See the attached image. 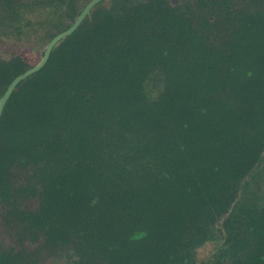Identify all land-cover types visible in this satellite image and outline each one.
Wrapping results in <instances>:
<instances>
[{
	"label": "trees",
	"instance_id": "obj_1",
	"mask_svg": "<svg viewBox=\"0 0 264 264\" xmlns=\"http://www.w3.org/2000/svg\"><path fill=\"white\" fill-rule=\"evenodd\" d=\"M80 1L0 0V40L46 46ZM232 2L102 1L17 84L0 264H264V8ZM29 68L0 54V97Z\"/></svg>",
	"mask_w": 264,
	"mask_h": 264
},
{
	"label": "rangeland",
	"instance_id": "obj_2",
	"mask_svg": "<svg viewBox=\"0 0 264 264\" xmlns=\"http://www.w3.org/2000/svg\"><path fill=\"white\" fill-rule=\"evenodd\" d=\"M183 3L186 4H194L195 0H182ZM106 3V2H105ZM233 5L235 8L238 9H243L246 11H254L257 9H262L264 8V0H233ZM85 4V1L82 0L79 2L78 8L81 9L83 5ZM43 10L44 12H38L36 11H29L27 13V16L24 18V20L34 22L35 19L39 18H45L49 17V19L53 18V15L46 9H40ZM49 12V14H48ZM48 14V15H47ZM60 14V15H59ZM54 19H56V22H58V27H62L66 24L69 23L70 20H67L64 18V16L61 13L57 14L54 16ZM53 19V20H54ZM52 22V21H51ZM52 28L49 26V32H52ZM43 31V30H41ZM30 34V32H29ZM8 34L7 36H9ZM37 35L34 36H24L22 40H18V38L15 39V37H11L9 40H0V54L3 56H10V55H19L21 56L27 64L31 67L35 65L41 58L42 52L44 51L45 48V43L44 37ZM21 39V38H20ZM31 246H29V249ZM215 250V244L214 243H209L202 247L197 254V263L196 264H202L208 261L209 259L212 258V255ZM43 261L40 264H64L62 260L55 259L56 254L52 249H47L44 250L43 252Z\"/></svg>",
	"mask_w": 264,
	"mask_h": 264
},
{
	"label": "water",
	"instance_id": "obj_3",
	"mask_svg": "<svg viewBox=\"0 0 264 264\" xmlns=\"http://www.w3.org/2000/svg\"><path fill=\"white\" fill-rule=\"evenodd\" d=\"M105 1V0H90L81 10L79 15L75 18L73 23L69 26L68 29L56 34L45 46L44 52L40 60L33 66H31L29 69H27L25 72L22 74L18 75L15 77L12 82L8 85L7 89L3 93V95L0 97V116L2 114L4 105L9 98L10 94L15 90L17 84L24 80L25 78L29 77L30 75L34 74L37 72L47 61L51 50L53 47L61 40L72 34L79 24L86 18V16L90 13V11L100 2Z\"/></svg>",
	"mask_w": 264,
	"mask_h": 264
}]
</instances>
